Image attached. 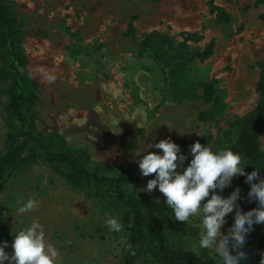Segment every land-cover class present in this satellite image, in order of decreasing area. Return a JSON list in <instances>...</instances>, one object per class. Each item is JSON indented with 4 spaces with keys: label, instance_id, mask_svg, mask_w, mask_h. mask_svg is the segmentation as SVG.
Wrapping results in <instances>:
<instances>
[{
    "label": "rangeland",
    "instance_id": "rangeland-1",
    "mask_svg": "<svg viewBox=\"0 0 264 264\" xmlns=\"http://www.w3.org/2000/svg\"><path fill=\"white\" fill-rule=\"evenodd\" d=\"M211 1L230 16L229 24L218 23ZM8 3L22 24V47L39 84L35 107L39 130L62 136L69 151L88 153L89 166H101L105 175L130 172L135 177L131 188L151 202L165 205L158 190L140 191L155 174L141 176L135 154L169 137L189 161L190 146L197 140L213 151L230 149L239 134L237 122L260 101L257 85L264 65V0ZM134 17L139 41L157 32L185 53L204 52L214 42L213 57L189 66L185 86L192 91L190 85L213 83L217 105L207 104L202 90L182 102L174 99L169 70L155 61L152 50L142 52L139 43L126 37ZM188 35L199 40L186 42ZM8 103V92L1 87L0 154L8 147ZM202 112H213L211 121L201 122ZM236 186L237 177L221 195L226 197ZM30 199L34 208L18 213L20 204ZM0 200L2 241H8L10 254L12 235L37 221L46 241L59 253L57 264H122L127 237L105 225L106 218L116 215L73 188L47 164H34L19 173L1 192ZM232 223L229 214L222 230ZM185 225L190 229L187 247L205 264H219L211 250L199 248L198 228ZM245 248L247 264H261L264 244L260 232H251ZM138 264L149 263L143 257Z\"/></svg>",
    "mask_w": 264,
    "mask_h": 264
},
{
    "label": "trees",
    "instance_id": "trees-1",
    "mask_svg": "<svg viewBox=\"0 0 264 264\" xmlns=\"http://www.w3.org/2000/svg\"><path fill=\"white\" fill-rule=\"evenodd\" d=\"M210 6L219 24L230 23V16L222 8L213 1ZM135 21L134 17L126 37L139 43L142 52L152 50L155 61L169 70L174 99L182 102L202 90L205 102L217 105L219 99L213 83L190 85L193 87L192 91L189 86H185L188 84L189 66L195 61L205 62L213 57L214 42L204 52L185 53L175 48L172 39L157 32L139 41L135 33ZM23 35L22 24L14 9L8 0H0V59L3 63L0 67V88L5 87L9 96L8 147L0 154V194L19 173L34 164L45 163L73 188L99 201L116 215L122 225L121 231L127 237L122 264H138L143 257L147 258L149 264H205L187 247L190 229L171 217L170 208L151 202L145 195L132 189L135 177L130 172L122 171L115 177L105 175L101 166H89L91 160L88 153L69 151L62 136L46 135L39 130L35 112L39 84L33 78L29 60L22 47ZM198 40L196 35L186 37V42ZM257 92L260 101L251 113L237 122L239 134L230 149L240 154L242 163L247 165L246 172H251L255 167L261 170L260 176L264 178V65ZM212 114L213 112H202L200 121H211ZM244 179L237 176V185L242 189L240 203L246 211L256 204L247 201L249 185ZM2 225L3 206L0 200V241ZM254 230L261 233L264 244V225H256Z\"/></svg>",
    "mask_w": 264,
    "mask_h": 264
},
{
    "label": "clouds",
    "instance_id": "clouds-1",
    "mask_svg": "<svg viewBox=\"0 0 264 264\" xmlns=\"http://www.w3.org/2000/svg\"><path fill=\"white\" fill-rule=\"evenodd\" d=\"M189 154L190 161L181 146L170 137L151 143L145 151L135 154L141 176L155 174L140 191L151 193L158 190L166 207L172 211L171 217L197 227L199 248L211 250L219 258V264H247V238L256 225H264L261 170L254 167L251 172H246L247 165L242 163L239 153L231 149L213 151L198 140L191 144ZM237 176L244 177V182L249 185L247 201L256 204L246 211L240 203V186L237 185L226 197L221 195L232 186ZM34 206L35 202L30 199L22 202L17 211L24 214ZM229 214L233 223L222 230ZM105 225L111 231L122 229L121 223L112 217L106 218ZM12 237L11 254L6 251L8 241H0V264H57L59 253L46 241L43 226L37 221Z\"/></svg>",
    "mask_w": 264,
    "mask_h": 264
}]
</instances>
